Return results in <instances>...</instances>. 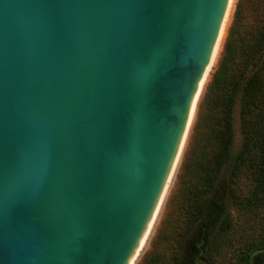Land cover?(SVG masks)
<instances>
[{
  "label": "water",
  "instance_id": "95a60500",
  "mask_svg": "<svg viewBox=\"0 0 264 264\" xmlns=\"http://www.w3.org/2000/svg\"><path fill=\"white\" fill-rule=\"evenodd\" d=\"M236 0H0V264H143Z\"/></svg>",
  "mask_w": 264,
  "mask_h": 264
},
{
  "label": "trees",
  "instance_id": "16d2710c",
  "mask_svg": "<svg viewBox=\"0 0 264 264\" xmlns=\"http://www.w3.org/2000/svg\"><path fill=\"white\" fill-rule=\"evenodd\" d=\"M195 133L182 222L168 251L147 264H215L223 241L237 237L244 242L242 263L264 264V0H239Z\"/></svg>",
  "mask_w": 264,
  "mask_h": 264
},
{
  "label": "rangeland",
  "instance_id": "374dc122",
  "mask_svg": "<svg viewBox=\"0 0 264 264\" xmlns=\"http://www.w3.org/2000/svg\"><path fill=\"white\" fill-rule=\"evenodd\" d=\"M238 2H239V0H236L232 19H231V23H230V27H229V31H228V35H227V39H228L230 29H231L232 24H233L234 15L236 12V7H237ZM227 39H226V41H227ZM223 54H224V51H223ZM223 54H222V57H223ZM238 139H239V137H238ZM198 140H199V138L197 137L196 142L194 144V147H193L191 154L189 156V159H188L186 166L184 168V171H183L181 178L179 180V183H178L176 190L174 192V195L171 199L169 207L166 211L164 219L161 223L159 231L156 235L154 243L151 247L149 255L143 264H147V262L149 261V259L153 255L168 251V248L170 246V242H169L170 238L173 237L174 231L177 229V227L182 222L183 214H182L181 206H182V201H183V188H184L185 180L187 179V169H188L189 165L191 164L192 157H193V151H194V148L196 147V145L198 143ZM230 210H231V213L233 214L237 224L239 226H241V228H247V226L245 225V222L239 218L237 211L234 208H231ZM251 231L255 235L257 229L255 230V229L251 228ZM243 244H244L243 238H241V237H237V239H234L232 241H229V240L223 241V246L225 247V250L223 251V253L221 255L217 256L215 254L216 255L214 257L215 264H243L241 261V258L243 256L242 251L244 248ZM255 259H256V257H254V260Z\"/></svg>",
  "mask_w": 264,
  "mask_h": 264
}]
</instances>
